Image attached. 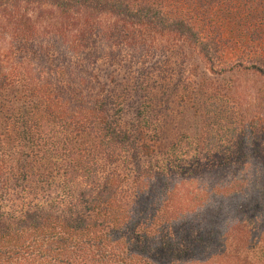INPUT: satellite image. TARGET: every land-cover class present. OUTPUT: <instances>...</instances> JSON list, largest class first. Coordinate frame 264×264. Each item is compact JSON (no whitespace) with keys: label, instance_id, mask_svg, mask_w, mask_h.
Masks as SVG:
<instances>
[{"label":"trees","instance_id":"trees-1","mask_svg":"<svg viewBox=\"0 0 264 264\" xmlns=\"http://www.w3.org/2000/svg\"><path fill=\"white\" fill-rule=\"evenodd\" d=\"M0 264H264V0H0Z\"/></svg>","mask_w":264,"mask_h":264},{"label":"rangeland","instance_id":"rangeland-1","mask_svg":"<svg viewBox=\"0 0 264 264\" xmlns=\"http://www.w3.org/2000/svg\"><path fill=\"white\" fill-rule=\"evenodd\" d=\"M236 37V36H235ZM239 38H237L238 40ZM241 46V45H240ZM239 45L237 46L238 48V52L236 51L235 54H228L227 58L222 62L223 65H226V64H231V63H237L239 60L237 57H235L241 50V47ZM241 53V52H240ZM245 65H249L247 64V62L245 63ZM213 78V77H212Z\"/></svg>","mask_w":264,"mask_h":264}]
</instances>
